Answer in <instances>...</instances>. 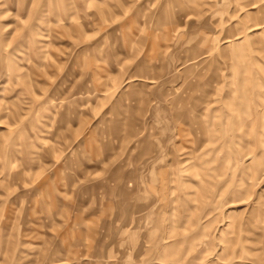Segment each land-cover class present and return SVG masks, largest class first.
Returning <instances> with one entry per match:
<instances>
[{
    "label": "rangeland",
    "instance_id": "374dc122",
    "mask_svg": "<svg viewBox=\"0 0 264 264\" xmlns=\"http://www.w3.org/2000/svg\"><path fill=\"white\" fill-rule=\"evenodd\" d=\"M0 264H264V0H0Z\"/></svg>",
    "mask_w": 264,
    "mask_h": 264
}]
</instances>
